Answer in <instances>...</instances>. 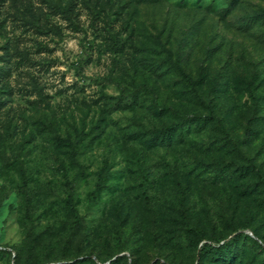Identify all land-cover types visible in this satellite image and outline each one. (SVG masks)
I'll return each instance as SVG.
<instances>
[{
	"label": "rangeland",
	"instance_id": "374dc122",
	"mask_svg": "<svg viewBox=\"0 0 264 264\" xmlns=\"http://www.w3.org/2000/svg\"><path fill=\"white\" fill-rule=\"evenodd\" d=\"M260 175L264 0H0V264H264Z\"/></svg>",
	"mask_w": 264,
	"mask_h": 264
},
{
	"label": "trees",
	"instance_id": "16d2710c",
	"mask_svg": "<svg viewBox=\"0 0 264 264\" xmlns=\"http://www.w3.org/2000/svg\"><path fill=\"white\" fill-rule=\"evenodd\" d=\"M212 116L217 118L218 121L220 122V119L218 118V116L214 113L211 112ZM223 127V125H221ZM250 133V130L247 132V134ZM159 137L156 138V141H169L172 138V132L171 131H160L158 133ZM260 179L261 181L264 183V176L260 175ZM73 210V213L75 214V216L78 218V212L71 207ZM183 221L185 224H188V220L187 218L184 216L183 217ZM245 229V228H243ZM190 231H194L192 228H189ZM244 231V230H242ZM238 235H242L243 233L240 231L237 233ZM200 242H202L204 240V238H200ZM233 242H226L225 240H219V241H212V242H208L205 241L204 243H202L201 245L198 246V253L199 255H206L207 253H211L213 255L219 256V257H225L227 255L232 254L235 249L232 248Z\"/></svg>",
	"mask_w": 264,
	"mask_h": 264
}]
</instances>
